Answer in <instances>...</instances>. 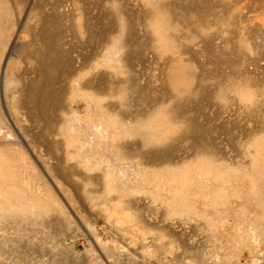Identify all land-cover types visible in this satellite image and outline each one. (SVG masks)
<instances>
[{"label":"rangeland","instance_id":"obj_1","mask_svg":"<svg viewBox=\"0 0 264 264\" xmlns=\"http://www.w3.org/2000/svg\"><path fill=\"white\" fill-rule=\"evenodd\" d=\"M1 1L0 264H264V0Z\"/></svg>","mask_w":264,"mask_h":264},{"label":"bare ground","instance_id":"obj_2","mask_svg":"<svg viewBox=\"0 0 264 264\" xmlns=\"http://www.w3.org/2000/svg\"><path fill=\"white\" fill-rule=\"evenodd\" d=\"M1 6H4V7H6V2H3V1H1L0 0V7ZM2 15H0V22H1V20H2ZM0 36H4V30H2L1 28H0ZM175 71L178 73V74H181V76L178 78V81H180L181 80V83H179V84H181V87L183 86V85H185V83H186V79H185V77L183 76V73L181 72V71H179L180 70V66L179 65H176L175 67ZM68 72V71H67ZM9 72L8 73H6V77L8 78V77H10L9 76ZM105 78V77H104ZM8 80V79H7ZM101 80H103V76L101 77ZM5 81H6V79H5ZM85 85H88V86H93V87H95V86H98V88H101L102 90L106 87V79L105 80H103V82L101 81V83L99 84V85H97L93 80H91V79H88V80H83L82 81ZM97 101H99V99L97 100ZM94 103H96L95 101H94ZM96 106V105H95ZM94 129L95 130H97V132H98V129H100L99 128V126H95L94 127ZM100 135H99V137H102L101 135H104V133H99ZM127 148H129L128 146H127ZM126 152L128 153V155H133L135 152H137V150H126ZM138 153V152H137ZM136 154V153H135ZM134 154V155H135ZM133 155V156H134ZM126 158H127V156H122V157H120V159H122V160H126Z\"/></svg>","mask_w":264,"mask_h":264}]
</instances>
